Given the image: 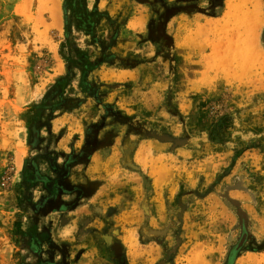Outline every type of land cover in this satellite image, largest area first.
I'll list each match as a JSON object with an SVG mask.
<instances>
[{
	"label": "rangeland",
	"instance_id": "374dc122",
	"mask_svg": "<svg viewBox=\"0 0 264 264\" xmlns=\"http://www.w3.org/2000/svg\"><path fill=\"white\" fill-rule=\"evenodd\" d=\"M37 11L0 0V264H264V0Z\"/></svg>",
	"mask_w": 264,
	"mask_h": 264
},
{
	"label": "trees",
	"instance_id": "16d2710c",
	"mask_svg": "<svg viewBox=\"0 0 264 264\" xmlns=\"http://www.w3.org/2000/svg\"><path fill=\"white\" fill-rule=\"evenodd\" d=\"M74 7H75V5H74V1H73L71 3L70 8L73 9ZM68 10H69V7L67 5V2H65L63 5V12H64V22H65V36L67 38L69 35L68 34L69 33L68 32V16H67ZM73 11H75V10H73ZM87 20H89V21H87V25H86V23H82L80 25V29L83 32H85V34L90 35L91 37L95 38L94 26L96 24V21L90 17L89 13L87 16ZM63 57L66 61L67 74L59 77L55 81V83L52 86L50 91H54L56 89L60 90V89H63L64 87L67 86V84L69 82V76H71V74H72V68L73 67L78 68L81 71L82 75L85 76L89 72L93 71L94 69H96L100 65L99 62L92 63L89 60L87 54H85L82 50H80L79 48H77L75 46H69L66 55H64ZM83 76L81 77V80H80L81 87L83 86L84 82L87 83L86 78ZM88 86H89V84H88ZM86 91H88L87 88H86ZM59 94H60L59 97L61 98L62 92L60 91ZM262 249H263V247L260 248L259 250H262ZM237 256L238 255H234L233 252H230L228 255V258H227L228 263H232L234 257L236 259Z\"/></svg>",
	"mask_w": 264,
	"mask_h": 264
},
{
	"label": "bare ground",
	"instance_id": "6f19581e",
	"mask_svg": "<svg viewBox=\"0 0 264 264\" xmlns=\"http://www.w3.org/2000/svg\"><path fill=\"white\" fill-rule=\"evenodd\" d=\"M59 1L60 0H37V12H39L40 14L43 13L48 15V22L43 23V30L39 33V35L44 38H46L50 32H54L59 28ZM41 22L42 21L38 20V23ZM241 25H245V27L247 26L245 21L244 24ZM128 235L130 237V240L128 241H130V243L132 244L131 233L128 232Z\"/></svg>",
	"mask_w": 264,
	"mask_h": 264
},
{
	"label": "flooded vegetation",
	"instance_id": "af4514ba",
	"mask_svg": "<svg viewBox=\"0 0 264 264\" xmlns=\"http://www.w3.org/2000/svg\"><path fill=\"white\" fill-rule=\"evenodd\" d=\"M51 161V160H50ZM52 165H53V163H52ZM43 180L44 181H46V179L45 178H43ZM47 182H48V179H47ZM69 188V187H68ZM67 188V189H68ZM80 189L77 187V186H73V187H70L69 189H68V192L70 191L71 193H76L77 191H79ZM50 197L48 198V199H50V204H59V205H61V207H66V206H68L69 204L68 203H65V202H60L59 201V198H60V196H58V194L56 193V194H54L53 192H51L50 194ZM66 204H68V205H66ZM71 204V203H70ZM76 206V205H75ZM72 207H74V205H72Z\"/></svg>",
	"mask_w": 264,
	"mask_h": 264
},
{
	"label": "crops",
	"instance_id": "0c3cea01",
	"mask_svg": "<svg viewBox=\"0 0 264 264\" xmlns=\"http://www.w3.org/2000/svg\"><path fill=\"white\" fill-rule=\"evenodd\" d=\"M137 18H133V20L131 21V22H134V23H136V20ZM130 25H131V23H130ZM135 26H137V25H131V27L132 28H137V27H135ZM140 26V25H139ZM259 54H260V56L262 57V58H264V54L263 53H261V52H259ZM230 57H231V54L229 55ZM229 56H227V57H225L224 59H225V66H226V69H230L231 70V63H229V65H228V58H229ZM263 71H264V64H263ZM260 83H261V85H263L264 86V79H262L261 81H260ZM154 172H156V170H154ZM162 180V175H160L159 174V176L157 177V179H156V183H160V181ZM77 207V205L76 206H74L73 208L75 209ZM81 255H83V252L81 253Z\"/></svg>",
	"mask_w": 264,
	"mask_h": 264
},
{
	"label": "water",
	"instance_id": "95a60500",
	"mask_svg": "<svg viewBox=\"0 0 264 264\" xmlns=\"http://www.w3.org/2000/svg\"><path fill=\"white\" fill-rule=\"evenodd\" d=\"M157 138L161 141L163 140H169V138L165 137V136H157Z\"/></svg>",
	"mask_w": 264,
	"mask_h": 264
}]
</instances>
